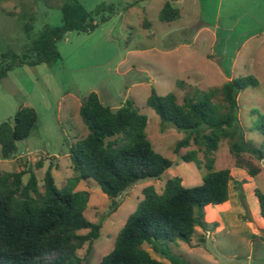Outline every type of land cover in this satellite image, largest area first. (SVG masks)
<instances>
[{
  "label": "rangeland",
  "instance_id": "rangeland-1",
  "mask_svg": "<svg viewBox=\"0 0 264 264\" xmlns=\"http://www.w3.org/2000/svg\"><path fill=\"white\" fill-rule=\"evenodd\" d=\"M133 1L0 0V57L8 56L3 63L0 59V70L12 63V55L21 57L45 27L62 25L63 6L78 4L95 15L102 6L121 7ZM163 4L144 0L120 10L91 34L66 35L56 44L60 60L52 67L16 66L0 78V124L11 122L22 107L34 109L38 116L29 137L16 144L14 157H0V172L30 168L41 188L51 165L55 185L62 188L73 175L69 152L88 135L79 105L90 93L113 110L133 102L147 118L146 135L153 149L173 162L161 180L140 182L117 198V209L110 215L111 201L94 181L78 185L76 191L89 193L85 218L101 224L99 238L91 245L92 264L113 250L116 236L142 200V189L153 186L160 193L174 177L192 188L201 185L205 175L193 163L180 160L194 147L174 152L184 135L162 125L147 107L151 90L158 96L173 93L182 103L192 90L207 92L231 79L252 77L258 85L238 95V119L247 141L259 148L264 140L257 130L259 116L264 115V0H178L171 6L179 10L180 19L171 23L159 21ZM38 162L42 168L36 170ZM259 166L261 173L253 179L236 169L228 142L223 141L215 153V171L228 169L243 182L241 190L231 186V210L220 215L225 231L204 234L197 229L188 244L152 243L143 248L167 264H264V229L254 193L264 195V160ZM214 208L215 213L221 210ZM205 222L215 223L213 217ZM86 249L87 245L78 256Z\"/></svg>",
  "mask_w": 264,
  "mask_h": 264
},
{
  "label": "trees",
  "instance_id": "trees-1",
  "mask_svg": "<svg viewBox=\"0 0 264 264\" xmlns=\"http://www.w3.org/2000/svg\"><path fill=\"white\" fill-rule=\"evenodd\" d=\"M142 1L135 0L121 7L102 6L95 15L78 4L63 6L62 25L45 27L21 57L12 55V63L1 68L0 78L16 66L52 67L60 60L56 44L66 35L91 34L120 10ZM162 1L159 21L179 20V10L171 6L178 0ZM143 26L148 29L149 23L144 21ZM7 57L1 56V62ZM257 85L252 77L231 79L207 92L192 90L182 103L173 93L158 96L151 90L147 107L162 125L184 135L174 152L194 147L180 160L193 163L205 175L201 185L192 188H185L182 179L174 177L166 181L160 193L153 186L142 189V200L116 236L113 250L99 264H167L152 258L143 246L188 244L197 229L204 234L216 229V223L208 226L205 222V208L227 205L231 186L235 190L243 186L242 181L231 176L230 170L215 171V153L220 144L228 142L236 169L245 171L251 179L261 173L264 140L257 148L245 139L238 119L237 100L248 86ZM79 116L88 135L69 152L73 175L62 188L55 185L51 165L41 188L30 168L0 172V264H92L91 245L99 238L101 224L85 218L89 193L76 191L78 185L94 181L111 201L110 215L117 209L116 199L128 189L140 182L159 181L173 167L172 161L153 149L146 135L147 118L138 113L133 102L126 101L113 110L103 105L95 93H90L80 102ZM37 120L34 109L22 107L11 122L0 124L3 160L14 157L16 144L29 137ZM257 130L264 138V115L259 116ZM40 168L42 165L38 162L35 169ZM25 176L28 179L24 183ZM254 193L264 221V195L258 190ZM82 231L87 233L80 234ZM85 245L86 253L79 257L77 253Z\"/></svg>",
  "mask_w": 264,
  "mask_h": 264
},
{
  "label": "crops",
  "instance_id": "crops-1",
  "mask_svg": "<svg viewBox=\"0 0 264 264\" xmlns=\"http://www.w3.org/2000/svg\"><path fill=\"white\" fill-rule=\"evenodd\" d=\"M80 107V105H79ZM216 207H219L221 210H219V212L215 213L216 210H214ZM208 206L205 208V219L208 218V221L210 218H214V222L217 224V227L215 229V232L213 234H220L223 231H225V227L224 224L221 221L220 215L223 213H227L229 210H231V205L230 202L227 205H223V206ZM218 211V210H217ZM261 219V218H260ZM248 226L253 228V224L251 222H248ZM261 226L264 229V221L261 219ZM253 232H255V234H257V231H255L254 229H252Z\"/></svg>",
  "mask_w": 264,
  "mask_h": 264
}]
</instances>
